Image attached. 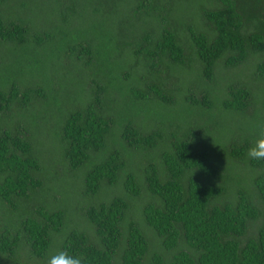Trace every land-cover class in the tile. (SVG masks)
<instances>
[{
    "label": "trees",
    "instance_id": "trees-1",
    "mask_svg": "<svg viewBox=\"0 0 264 264\" xmlns=\"http://www.w3.org/2000/svg\"><path fill=\"white\" fill-rule=\"evenodd\" d=\"M10 1L17 3L8 7ZM120 1L49 0L52 13L43 21H51L53 17L54 21L47 27L26 17L32 6L44 9L41 2L0 0V48L10 50L8 59L0 57L1 200L8 203L13 195L26 196L30 189L43 183L44 164L35 155L40 152L31 137L32 129L42 121V114L37 109L35 116L31 115L30 121L23 124L12 111L13 103L26 110L28 104L41 99L59 114L64 160L71 170L83 169L81 196L94 197L102 187L118 183L128 197L126 200L121 195L108 194L107 200L82 207V216L92 225L94 236L73 227L63 238L60 251L79 256L82 264H264V220L249 235L254 223L258 224L259 217L264 216V161H253L246 155L258 134V126H264V88H260L264 84V58L256 63L253 73V79L260 84L258 88L246 82L229 83L220 96L212 94L209 88L215 81V66L221 58L224 57L226 68H235L249 55L264 52V0H212V6H200L199 14L208 27L206 32L191 23L192 14L187 15L182 26H172L164 2L128 0L125 21L135 24L155 14L158 18L157 28H141L132 44V56L141 60L146 74L156 80L146 81L142 86L126 84L133 76L124 73L128 65L120 59L122 64H115V71L104 74V65L105 72H100L104 76L98 78L93 72L88 89L82 88L80 92H85L84 98L88 94V98L84 104L72 108L62 106L65 94L59 95V90L64 86L57 77L46 86L35 82L21 84L22 77L39 75L47 64L60 65L47 57L53 47L63 49L68 58L83 62L88 70L100 71L92 64L120 54L131 37L132 28L116 26L120 20L111 15ZM89 4L94 14L105 12V16H95L98 23L93 21L90 30L78 35L69 31L73 25L76 31ZM179 30L186 36L188 51L196 57L199 81L207 84L201 89L189 86L181 91L182 99L174 94L181 90V82L167 85L163 79L172 73L174 64L185 70L193 67L195 59L186 55ZM61 57L57 55L58 60ZM146 74L140 79L144 81ZM175 77L180 81V74ZM114 79L129 87L125 89L119 84L115 88L110 82ZM108 88L111 93L117 89L116 94L123 96V105L134 98L137 104L150 100L165 107L182 105L181 114L193 113L192 108L205 112L221 109L226 114H241L244 124L249 120L254 123L243 126V135L233 138L229 145L231 164H217L208 149L199 148L197 143L198 136L219 125L210 117H206L204 125H194L189 119L173 120L170 123L175 130L169 134L160 129L139 128L133 119H123L120 135L128 150L144 154L156 148L160 151L159 163L151 160L145 166L144 181L151 199L141 205L138 220L129 216L128 199L139 198L141 187L134 174L127 171L125 149L107 145V135L114 126L103 103ZM46 90L53 94L50 96ZM13 121H18L15 127ZM241 165L245 172L239 168ZM202 177L220 182L206 184ZM229 179L230 183L224 185ZM227 186L236 188L234 197L221 202L219 198L226 197ZM64 219V211L38 206L19 221L14 233L0 228V257L14 258L24 243L28 257L46 260L52 233L61 230Z\"/></svg>",
    "mask_w": 264,
    "mask_h": 264
},
{
    "label": "rangeland",
    "instance_id": "rangeland-1",
    "mask_svg": "<svg viewBox=\"0 0 264 264\" xmlns=\"http://www.w3.org/2000/svg\"><path fill=\"white\" fill-rule=\"evenodd\" d=\"M39 3L41 2L43 8H38L32 6L31 9L26 13L27 18H31L34 24L47 26L49 27L51 22L54 21V17L51 21H43V19L50 18L49 13H52L51 5L49 4V0H36ZM79 1V0H77ZM160 2H164L168 7V15L170 24L173 26H182L184 24V20L187 19V15L192 14L191 23L195 24L198 29L206 32L208 31V27L205 24V20L199 14L200 6H212L214 3L212 0H157ZM16 1L8 2V7L16 5ZM48 3V4H47ZM128 4V0H121L118 7L111 14L115 18H119L120 21L117 22L116 26H120L121 28L131 29V37L128 42V46L121 49L120 54H114L111 56V59L101 60L98 63L92 64L95 68H99L100 71H94L93 69L88 70L83 66V62H79L74 60L73 58H68L65 54L62 53L60 47L52 48L51 51H48L47 57H52V61H58L60 65L55 64L54 67L52 65L47 64L45 69L41 71V73L35 77L26 75L24 77L18 78L21 84L24 86L25 84L31 82L38 83L41 86H46L52 78L57 77L60 79V85L64 86V89L59 90V95L65 94L62 102L63 108H72L74 106H79L84 104L85 99L88 98V94H86L85 98L84 93H81L82 88L88 89V81L91 76L97 74L98 78L104 76L109 71H115V64H122L120 59H124L128 68L124 71V73H128L133 76V79L130 78L126 84H134L136 86H142L144 82L150 80H156L155 76H152L150 73L146 74L145 66L142 64L141 60H136L132 56V44L137 40L138 32L143 27L148 28H157L158 18L155 15H151L150 18L146 20H142L136 22H128L124 20V15L127 12L126 6ZM14 6L12 9H14ZM78 8V5L75 6ZM216 7H219L217 3ZM78 11H81L78 9ZM83 17L78 21L76 31L75 25L69 28V31L73 30L74 34H80L85 32L87 29H92L93 25L91 23L94 21L95 16L103 18L105 16V12L100 15L94 14L91 11V6L89 4L88 8L83 10ZM46 15V17H45ZM193 21V22H192ZM98 23V21H94ZM138 25V26H136ZM136 26V27H135ZM180 37L182 38L183 45L186 47V55L194 60L193 67L188 66L187 70L181 69L178 65H172V73H168V76L164 80L167 85H172L173 81L174 85H178L181 82V90L178 94L180 95L181 91L185 90L189 86H194L195 88H204L207 87V84L199 81V66L196 60V57L192 55L191 52L188 51V41L186 40L185 34L179 30ZM183 34V35H182ZM125 38V37H124ZM9 49L4 47L0 48V57L3 59H8ZM45 54V52L43 53ZM57 55L62 56L61 58H57ZM120 56V58H119ZM264 58V52L249 55L247 60L240 64L239 66L225 67L224 57L221 58L216 66H215V81L213 85L209 88L211 89L212 94L215 96H220L225 90V87L229 83L234 82H246L250 85L258 88L260 85L253 79V73L255 65L258 61H261ZM127 59V61L125 60ZM105 61V62H104ZM106 66V73L100 75V72H105L103 68ZM108 71V72H107ZM146 74L145 80H141L142 77ZM177 74H180V81H177L175 77ZM100 83H104V80H98ZM115 88L121 84L118 80H110ZM125 89L129 86L125 84H121ZM203 85V86H202ZM260 88H264V84L260 85ZM47 93L51 96L53 94L52 91L46 90ZM112 90L110 88L107 89V93L104 96V109L105 114L113 119L114 126L110 129V132L107 135V145L109 148L114 145L122 146L125 150L124 155L126 156L127 163V171L134 174L136 177L138 184L141 187V195L139 198L129 197V216L131 218L139 217V210L142 204L150 201L151 195L146 189V184L144 181V173L145 166L149 161H153V163H159L158 154L159 148H156L153 152L149 153H141L137 150H128L127 146L124 144V141L121 139L120 130L121 126L124 124L123 119H133L134 124L139 128L146 129H160L162 133H170L175 130V126H172L170 123L173 120L183 121L190 120L194 125H204V122L208 119L206 117H210L213 123H219V125L213 128L211 131L208 130L204 132L203 135L198 136L197 143L199 144V148L206 150L208 149L209 156L214 161L218 162L217 164H224V162H229V154L228 149L229 145L233 142V138H240L243 135L244 131L242 130L243 126H249L254 123L253 120H249L247 122H243L241 114H226L221 111V109H216V111L205 112L204 110H198L197 108H192L193 113L189 114L188 112L181 114L183 110V106L180 105L178 108L176 106H168L165 107L160 104V102L156 103L154 101L146 100L140 103H136L134 98L129 99L124 105L122 102L123 96L116 94L117 89L114 90V93H111ZM82 97H81V96ZM125 95V94H124ZM176 98V95H174ZM60 98V97H59ZM110 98L114 100L112 103L109 102ZM14 107L12 108L13 113L16 116L18 121H22L23 124L30 121L31 115L35 116L37 109L42 114V121L39 126L34 127L32 129V141H34L37 149L39 150V156L35 153L39 162L44 164V170L42 172L43 183L36 189H30L26 196H18L20 198H14V195L11 196L10 202L2 201L0 198V228L8 229L12 233H14L19 225V221L26 215H29L34 208L38 206H42L47 210H62L65 213V219L63 226L59 232L52 233V240L50 247L48 249L46 260H39L36 257H28V249L24 243H21L17 254L14 258L3 259L0 257L1 264H46L47 258L50 254L60 251V244L62 243L65 235L71 230L73 227H80L85 233L89 235V237L94 236L93 227L87 219L82 216L81 208L88 204H98L101 201L107 200L109 197L108 194L113 195H121L127 200V194L122 188L120 184H116L114 186L102 187L99 194L94 197L83 198L81 196L82 185H83V169L71 170L69 165L64 160V148L62 145V141L58 131V117L59 114L55 113V109L50 107V104L47 101H42L38 99L37 101H33L31 104L27 105L26 110H21L14 103ZM126 106V107H125ZM137 113V114H136ZM216 113V114H215ZM199 114L203 115L201 117ZM18 121H13V125L17 124ZM262 125L258 126V131ZM183 129L185 130V124H183ZM245 129V128H243ZM182 131V129H179ZM250 135H256L255 133H249ZM245 135V134H244ZM171 137H169L170 139ZM111 150V149H110ZM35 152V151H34ZM241 162V161H240ZM231 164V163H230ZM246 165V164H245ZM242 171H246L242 165L239 166ZM246 176V174H244ZM247 177V176H246ZM1 179V176H0ZM230 183V179L224 182ZM202 182L206 184L211 183H219V180L202 177ZM227 195L225 198H219L221 202L227 201L228 198L234 197L235 187L227 186ZM132 202V204L130 203ZM70 210V211H69ZM260 220L257 223H254L253 228L249 230V235L253 234L256 230V227L261 224L264 220V216L259 217ZM141 224V221H138ZM248 232V231H247Z\"/></svg>",
    "mask_w": 264,
    "mask_h": 264
},
{
    "label": "clouds",
    "instance_id": "clouds-1",
    "mask_svg": "<svg viewBox=\"0 0 264 264\" xmlns=\"http://www.w3.org/2000/svg\"><path fill=\"white\" fill-rule=\"evenodd\" d=\"M246 155L250 160L264 161V126L260 127ZM46 264H82V260L79 256L71 255L67 251H57L48 256Z\"/></svg>",
    "mask_w": 264,
    "mask_h": 264
}]
</instances>
